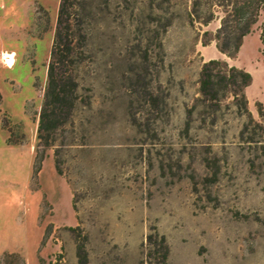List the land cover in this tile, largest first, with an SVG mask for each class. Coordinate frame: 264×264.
I'll list each match as a JSON object with an SVG mask.
<instances>
[{"label": "rangeland", "instance_id": "1", "mask_svg": "<svg viewBox=\"0 0 264 264\" xmlns=\"http://www.w3.org/2000/svg\"><path fill=\"white\" fill-rule=\"evenodd\" d=\"M193 2L78 0L57 155L38 119L61 0H0V264H162L161 235L168 264H264V11L229 57ZM209 59L252 75V117L200 99Z\"/></svg>", "mask_w": 264, "mask_h": 264}, {"label": "trees", "instance_id": "2", "mask_svg": "<svg viewBox=\"0 0 264 264\" xmlns=\"http://www.w3.org/2000/svg\"><path fill=\"white\" fill-rule=\"evenodd\" d=\"M202 4V0H194L190 12L192 23L200 22L208 26L215 18L216 8L218 7L222 12L217 30L204 31L203 44L206 46L215 41L222 53L235 57L245 36L253 32L261 12L264 11V0H215L212 3L208 1L206 12H202ZM78 5V0H61L48 64L47 85L38 119V147H56L57 155L59 148L56 144V133L71 121L80 98L78 93L80 82L75 77L77 33L74 19ZM260 39L264 44V23ZM252 80V75L245 69L232 66L223 59H209L204 61L200 71V99L220 107L224 99L231 97L239 112L247 113L252 117L246 96V88L251 85ZM1 100L0 92V102ZM257 106L261 114L264 104L258 102ZM248 128L249 123H246L244 130ZM44 157V154L39 157L37 153L40 165ZM56 166L59 169L58 160ZM71 230L76 232L77 228ZM148 238L150 242L153 241L152 235ZM158 241L162 249L161 263L168 264L166 237L161 235ZM78 256L82 262L86 261L87 256L81 244L78 245Z\"/></svg>", "mask_w": 264, "mask_h": 264}, {"label": "bare ground", "instance_id": "3", "mask_svg": "<svg viewBox=\"0 0 264 264\" xmlns=\"http://www.w3.org/2000/svg\"><path fill=\"white\" fill-rule=\"evenodd\" d=\"M13 57H14V54L13 53H6L5 54V59L8 63H12L13 62Z\"/></svg>", "mask_w": 264, "mask_h": 264}]
</instances>
